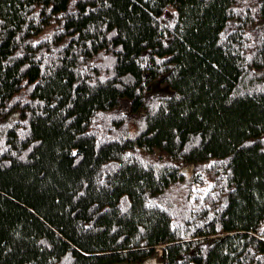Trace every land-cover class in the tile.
<instances>
[{"label":"trees","instance_id":"trees-1","mask_svg":"<svg viewBox=\"0 0 264 264\" xmlns=\"http://www.w3.org/2000/svg\"><path fill=\"white\" fill-rule=\"evenodd\" d=\"M255 70L264 0H0V264H264Z\"/></svg>","mask_w":264,"mask_h":264},{"label":"rangeland","instance_id":"rangeland-1","mask_svg":"<svg viewBox=\"0 0 264 264\" xmlns=\"http://www.w3.org/2000/svg\"><path fill=\"white\" fill-rule=\"evenodd\" d=\"M255 74L264 80V71H261V70H255ZM262 88H264L263 86H261ZM162 91V90H161ZM16 119V116L13 115V116H10L6 119H0V128L1 127H7L9 125H11ZM108 136V135H106ZM189 167H186L184 170H183V173H184V184H187L189 179H188V176H189ZM201 187H203V189H205L207 187V184L204 183ZM161 253V249L159 247H156L154 252L147 258L145 259L144 261L142 262H139V263H113V264H158L159 263V255Z\"/></svg>","mask_w":264,"mask_h":264},{"label":"water","instance_id":"water-1","mask_svg":"<svg viewBox=\"0 0 264 264\" xmlns=\"http://www.w3.org/2000/svg\"><path fill=\"white\" fill-rule=\"evenodd\" d=\"M264 139V138H263Z\"/></svg>","mask_w":264,"mask_h":264}]
</instances>
